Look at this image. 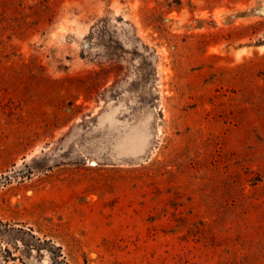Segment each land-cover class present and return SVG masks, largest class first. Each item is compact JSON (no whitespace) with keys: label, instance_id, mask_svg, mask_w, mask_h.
Listing matches in <instances>:
<instances>
[{"label":"rangeland","instance_id":"rangeland-1","mask_svg":"<svg viewBox=\"0 0 264 264\" xmlns=\"http://www.w3.org/2000/svg\"><path fill=\"white\" fill-rule=\"evenodd\" d=\"M0 264H264V0H0Z\"/></svg>","mask_w":264,"mask_h":264}]
</instances>
